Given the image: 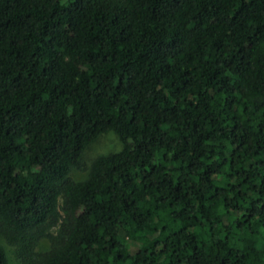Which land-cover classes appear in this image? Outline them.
<instances>
[{
  "label": "trees",
  "instance_id": "obj_1",
  "mask_svg": "<svg viewBox=\"0 0 264 264\" xmlns=\"http://www.w3.org/2000/svg\"><path fill=\"white\" fill-rule=\"evenodd\" d=\"M0 237L19 264H264V0H0Z\"/></svg>",
  "mask_w": 264,
  "mask_h": 264
},
{
  "label": "rangeland",
  "instance_id": "obj_2",
  "mask_svg": "<svg viewBox=\"0 0 264 264\" xmlns=\"http://www.w3.org/2000/svg\"><path fill=\"white\" fill-rule=\"evenodd\" d=\"M122 147L123 144L118 134L115 131H110L100 136L97 142H95L88 148V150L84 155L83 160L86 165H90L93 159L96 158L97 156L101 154H107V153L119 151L122 149ZM86 175L87 172L84 170L74 169L72 172V176H74L77 179H82L86 177ZM0 242L4 244L6 247L11 260V264H19L16 258L15 248L10 246L3 237H0ZM47 244H48L47 240H44L42 243L44 247Z\"/></svg>",
  "mask_w": 264,
  "mask_h": 264
}]
</instances>
